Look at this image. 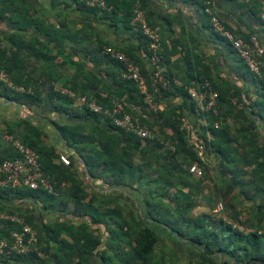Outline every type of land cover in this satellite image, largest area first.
<instances>
[{
  "label": "trees",
  "instance_id": "1",
  "mask_svg": "<svg viewBox=\"0 0 264 264\" xmlns=\"http://www.w3.org/2000/svg\"><path fill=\"white\" fill-rule=\"evenodd\" d=\"M51 1L53 4L55 0ZM68 1L79 11L109 21L111 27L119 22L131 26L134 6L144 12L152 29L158 25L152 22L148 0H103L104 9L79 0ZM37 3L0 0V21L8 18L16 25L9 38L11 46H3L0 39V72L6 74L5 81L0 80V97L29 111L50 102L53 113L68 115L65 123H49L72 153L67 155L70 164H61V154L45 146L48 136L34 115L30 120L6 124V133L37 153L42 176L52 192L42 186L36 190L0 187V242L6 243L0 264H168L160 250L164 243H182L188 251L197 252V259L192 257L190 264H264V57L259 74L251 73L227 40L213 32L210 23L208 30L236 54L244 68L242 77L236 76L231 82L217 73L213 79L209 68L193 70L190 58L183 56L185 78L178 79L175 71L167 70L171 57L179 53V42L172 32L167 27L165 35L159 32L155 54L149 50L148 39L138 32L148 67L137 54L139 47L124 49L123 53L140 70L145 80L143 91L125 78L121 62L104 53L110 44L100 38L90 21L78 26L65 17L54 28L36 17ZM207 3L191 0L194 11L206 15L210 22L205 12ZM253 7L251 13L264 25L260 4ZM28 30L48 33L59 46L67 39L72 41L86 59L101 61L112 82L77 62L76 72L64 84L75 98L55 91L52 83L61 74L47 67L36 70L33 62L47 58L48 45L36 35L27 36ZM251 36L262 45L260 35L254 32L235 37L248 40ZM162 68L166 69L162 72ZM158 72L166 86L155 78ZM177 79L182 83L177 85ZM206 83L217 93V99L211 110L194 116L200 120L199 126L195 125V138L203 144L206 155L216 157L217 162L209 165L213 175L190 143L181 120L186 118L184 112L196 115L197 111L188 89ZM148 96L152 107L145 103ZM169 96L179 97L180 104L165 103ZM80 97L114 117L120 105L123 113L146 126L153 138L140 139L117 127L112 118L81 105L76 99ZM17 159L19 153L8 144L0 162ZM196 165L204 167H200V178L189 172ZM245 202L251 207L247 211ZM218 205L230 222L216 220L213 211ZM206 207L207 211L196 212ZM23 225L37 237L27 253L14 247L12 236L20 233Z\"/></svg>",
  "mask_w": 264,
  "mask_h": 264
},
{
  "label": "crops",
  "instance_id": "2",
  "mask_svg": "<svg viewBox=\"0 0 264 264\" xmlns=\"http://www.w3.org/2000/svg\"><path fill=\"white\" fill-rule=\"evenodd\" d=\"M36 1L39 2L36 7V17L43 20L46 25L50 24L54 28H57L60 21L65 19V17L71 21L77 22L78 26L80 24L79 22L85 23L90 21L91 24L97 28L100 38L108 42L110 44L109 47H112L116 52L124 54V49L131 47L135 49H138V47L139 49L141 48L139 46L138 31L132 25V27L130 25L125 26L124 23L119 22L116 24V27H111L109 26V21L91 16V14L84 11H79L74 3L68 0H55L53 4L51 0ZM207 1L210 4L213 14L230 33L235 36H244L250 32L257 33L260 35V40L264 47V25L250 10L254 8L253 6L256 3H259L261 8L260 18L264 21V0ZM147 4L149 11L152 13V22L158 24L155 28L158 34L160 32L165 35V28L167 27V31L169 29V31L172 32L170 33L171 36L179 42L177 46L179 53L171 57V61L167 65V70L175 71L176 75L179 77L178 79L185 78L186 67L183 62V56L190 58L192 63L191 68L193 70H202L204 67L214 68L218 70L217 73L221 79L231 82H235L236 79H234V77L236 76L242 77L244 68L240 61L236 60V54L228 49L225 42L216 38L211 31L208 30L210 27L209 18L202 13L195 12L191 0H148ZM15 27L16 25L10 22L8 18L4 21H0V39L3 41V46H11L9 38L16 32ZM44 27L46 28V26ZM205 27L207 29H205ZM54 28L53 30L51 29V33H54ZM31 34L36 35L41 42L46 44V47L48 45L47 58L40 62H33V66L37 71L47 67L56 69V71L61 74L57 81L52 83L55 87V91L60 94L66 96L68 93H72L64 87V84L67 83L76 72L77 67L75 63L77 62L81 63L86 71L93 72L99 78L103 77L109 83L112 82L111 78L105 75L106 67L101 64V61L93 58L90 60L86 59L81 52L77 51V47L72 41L67 39L62 46H59L51 41L50 36L47 35L48 33H43V31L39 32L37 30H34L33 33L28 30V33H26L27 36H32ZM167 34L169 35V33ZM139 52H137V54L148 67V61L144 58L142 49H140ZM241 66L242 68L240 69ZM28 67L31 68V66ZM164 69L166 68H162L161 71L163 72ZM100 70H102V73H100ZM58 73L55 74L56 78ZM178 79L175 80L177 85L182 83ZM172 101L175 102V104H180L181 99L179 97L169 96L165 103ZM78 108V112L82 114V108ZM52 109L51 103L46 102L40 108L32 107L29 111L25 107L13 101H9L4 96L0 97V156H4L8 148V143L2 139L4 134H8L5 132L6 124L21 120H30L31 115H34L35 122L44 129L48 136V139H44L45 146L53 147L58 154L67 156L69 154L68 150L60 142L55 128L49 121H52L55 125H60L68 121L69 117L65 114H55ZM159 109H163V105H160ZM184 115L186 116V118H184L190 122L196 130L197 128H195V125L199 126L198 123L200 120L194 119V116L198 118V109L196 115L193 113L189 115V113L185 112Z\"/></svg>",
  "mask_w": 264,
  "mask_h": 264
},
{
  "label": "built area",
  "instance_id": "3",
  "mask_svg": "<svg viewBox=\"0 0 264 264\" xmlns=\"http://www.w3.org/2000/svg\"><path fill=\"white\" fill-rule=\"evenodd\" d=\"M79 1L86 2L89 7L105 8L103 0ZM206 5L207 8L205 9V12L210 17L213 32L227 40L238 56L245 62L250 72L258 75L262 64V58L264 57V48L260 44L259 40L255 36H251L248 40L235 37L213 14L210 4L207 3ZM131 25L148 39L149 50L155 54L160 40L159 35L155 29H152L148 25L144 12L141 11L138 6H134ZM104 53L109 55L112 59L121 62L126 70L125 78L135 82L143 91H145V80L141 75L140 70L132 64L124 54L116 52L110 47H106L104 49ZM155 78L158 80V83L166 86V82L160 72L155 73ZM5 79L6 75L0 72V80L5 81ZM67 95L71 98H75L73 93H68ZM188 95L196 104L199 112L211 110L215 104V100L217 99V93L213 91L207 83L200 88H189ZM76 99L81 105L87 106L92 112L104 114L112 118L113 123L117 127L124 129L126 132H132L140 139L153 138L151 131L146 126H143L139 121L132 120L129 115L123 113V109L120 105L116 107L115 114L117 117H114L110 114V112L103 110L101 106L96 105L95 103L89 102L85 97ZM207 101L208 103L206 104ZM145 103L149 107H152L151 97H146ZM181 120L183 128L187 132L190 139V143L194 147L198 156L203 159L202 157L205 155V148L203 144L196 140V130L194 129V126L185 118ZM2 139L6 143L12 145V147L19 153L20 159L0 162V187L12 189L27 188L30 190H36L42 186L47 191L52 192L51 185L42 176L37 153L24 146L20 141L15 140L8 134H4ZM58 161L65 166L70 164L69 158L63 154L59 155ZM189 172L197 177H202V171L196 166H192ZM11 220H15L20 224L23 223V220L21 219L11 218ZM12 236L14 238V247L20 253H27L30 250L29 248H31L37 241L35 232L28 225H23L22 231L20 233H13ZM5 247L6 243L0 242V254L3 253Z\"/></svg>",
  "mask_w": 264,
  "mask_h": 264
},
{
  "label": "rangeland",
  "instance_id": "4",
  "mask_svg": "<svg viewBox=\"0 0 264 264\" xmlns=\"http://www.w3.org/2000/svg\"><path fill=\"white\" fill-rule=\"evenodd\" d=\"M209 70H210V74H211L212 78L214 79L218 70H215L214 68L211 69L210 67H209ZM218 79L221 80L220 78H218ZM198 124H200V123H198ZM209 137L210 136L207 135V138H209ZM202 158H203L202 160H204V163L206 164L204 167L207 169V172H209L210 175L211 174L213 175L214 172H212V170H210L212 168L210 166H213L217 162L216 157L212 158V156L210 157V156L205 154ZM196 167H198L202 171V169L200 167H203V166H197L196 165ZM196 177H194V178H196ZM205 204H208V203H205ZM244 205H245V211H247V208L250 207V203L245 202ZM201 211H207V207L202 208V209H198L196 212H201ZM213 213H214L216 220H224L225 222H230V219L225 217V211L221 205H218L215 208V210L213 211ZM35 216H37V214H35ZM153 229L157 231V228H153ZM52 249L56 250L57 246L53 245ZM160 250L164 254L166 260L169 259L168 264H190V259L192 257H194V259H197V255H196L197 252L188 251L186 249L185 245L182 243L178 244V245H175L172 243H164L163 245H160Z\"/></svg>",
  "mask_w": 264,
  "mask_h": 264
}]
</instances>
